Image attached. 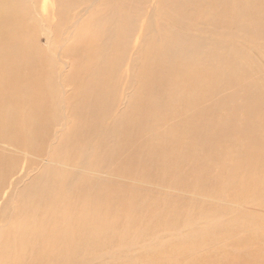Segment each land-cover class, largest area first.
<instances>
[{
	"label": "rangeland",
	"instance_id": "rangeland-1",
	"mask_svg": "<svg viewBox=\"0 0 264 264\" xmlns=\"http://www.w3.org/2000/svg\"><path fill=\"white\" fill-rule=\"evenodd\" d=\"M6 1L20 4L23 27L28 31L25 37L33 41L36 55L44 61L47 76L53 80L49 105L55 124L42 152L24 155L23 162L30 163L28 177L42 171L46 164L52 167L51 170L41 172L40 178L30 183L25 176L0 195V210L7 211L6 218H0V244L5 243L6 251L13 249V240L27 222V216L14 217L15 208L28 203L29 193L48 190L44 186L49 177L63 182L59 184L56 181L66 191L82 188V185L88 192L117 187L129 195L135 194L142 207L147 202L149 204L147 208H138L137 212L132 203L118 207L116 204L120 197L114 199L115 206L103 205L108 213L100 223L99 233L90 234L97 226L96 218L86 226L94 247L73 252L75 264H175V259L183 260L181 252L170 258L159 256L151 263L147 262L146 253H152L153 249L161 247L175 235L181 236L199 228L222 230V234L211 239L204 248L209 251L214 247L211 253L216 258L211 264H219L218 260L227 255L223 264H249V258L240 261L236 256L250 254V251L264 255V242L261 241L264 239V201L260 199L258 202L260 195H264V0H242L243 3L230 0L228 5L233 13H219L216 7L206 9L207 0H198L200 8L189 0ZM93 1L95 5L88 7ZM116 2L122 6L111 7V3ZM260 6L262 8H258ZM247 10L250 11L249 17ZM113 11L120 17L110 24L101 42H106V48L108 40L114 43L111 53L106 57L104 54L106 64L120 61L116 69H111L104 76L110 81L100 93L108 91L109 94L104 95L105 100L100 104L90 106L92 111L87 113L88 122L95 123L94 129L88 128L89 134L85 135L87 144L82 149L70 151L66 149L68 136L65 132L60 134L66 137L65 140L56 138L55 132L59 130L63 113L68 115L69 125L83 120V100L87 96L84 82L95 77L90 75V67H86L85 51L77 54L75 49L87 34L91 32L93 36L95 30L105 28L109 24L107 17ZM76 21L78 23L71 27ZM127 33V40L123 42ZM222 33H225L224 38ZM184 37L187 42L183 45H171L173 40ZM179 55H185L186 60L177 64L167 61L169 56L176 58ZM62 62H67L71 69L63 70ZM149 65L154 74L164 78L161 90L153 86L155 89L152 91L146 81L143 82L146 80L144 70ZM68 70L71 74L66 78ZM81 78L82 81L79 80ZM167 96H173L172 103L166 99ZM137 110L139 112L135 113ZM131 114L134 118L128 121L125 134L114 133V130V135L108 134L110 128L111 131L115 126L126 123ZM184 128L189 135L192 134L189 137L192 138V150L190 159H185L181 165L168 172L163 165L145 172L140 170L139 163L129 160L123 165L126 170L116 171L123 162L121 157L125 161L135 146H144L149 141L155 146L168 140L169 163L174 161L177 157L175 152H181L182 143L175 135ZM200 131H207L210 136L207 144L198 140ZM217 133L218 139L212 144V136ZM253 134H257L259 139ZM56 143L61 147L49 155L50 162L43 163L41 159L47 157L51 146ZM116 145H123V148L119 155L112 157L111 152ZM159 151L160 148L156 150ZM11 152L22 159V153ZM70 156L72 159L76 157L77 162L63 160ZM237 172L258 185L257 195L250 194L251 185L245 183L241 175L240 179L233 181ZM85 179L89 180L81 182ZM150 201L157 203L151 204ZM71 203L70 196L63 195L48 209L55 216L67 220L73 213ZM157 213H163L164 220L155 221ZM258 219L263 222L260 229ZM64 220L58 227L56 238L67 231L68 225ZM160 223L163 227L159 226ZM232 225L239 226L231 229ZM120 226H123L124 236L117 233ZM128 226L134 231H129ZM128 233L132 234L128 236ZM242 238L260 239H252L246 244ZM5 256L1 258L7 261L9 257ZM257 263L264 264V260ZM13 264L23 263L17 261Z\"/></svg>",
	"mask_w": 264,
	"mask_h": 264
},
{
	"label": "bare ground",
	"instance_id": "bare-ground-1",
	"mask_svg": "<svg viewBox=\"0 0 264 264\" xmlns=\"http://www.w3.org/2000/svg\"><path fill=\"white\" fill-rule=\"evenodd\" d=\"M110 1L112 2V0ZM95 3H96L95 1L91 2L88 7L94 6ZM189 3L196 4V6L199 8L201 6L200 3H198V0H189ZM206 3H207L205 4L206 9H213V8L215 9L216 7L219 13L220 12L227 13V11L233 13L232 8L228 5V4H231L230 0H207ZM241 3H243V1ZM260 3L262 2L260 1ZM115 5H116L115 9L120 8L122 6V4L119 5V2H116L114 4L111 3V7H114ZM246 6L247 5H245V8ZM20 7H21L20 4H18L16 1H11V3H9L6 0H2L0 4V195L4 192L6 193L10 185L12 186V185L17 184L18 182H21L25 176H27V179H29V183H30L40 178L41 172L45 171L46 169L50 171L52 168L49 164H46L44 166L42 165L44 167L42 171L35 173V174L32 173V175L28 177V173H30L29 172L30 163L29 162L25 164L23 163L25 161L24 155H28L32 152H37V153L39 151L42 152L45 144L47 143L51 129L55 124L53 123V119L51 117L52 116L51 108L49 105V97H50V94L52 93L53 87L51 85L53 84V80L47 76L48 73L46 72V65L44 64V61L41 60L40 57H38V55H36L37 52L34 49L35 47H34L33 41L32 40L30 41V39H27L25 37L27 36L28 31L25 27H23L24 18H23L22 9H19ZM250 7L248 8L250 9ZM258 8H262V7L260 6ZM250 11H253V9H250ZM250 11L247 10V14ZM256 13H258V11ZM262 13L264 14V8L262 10ZM227 15L229 17V14ZM249 16L251 15L248 14V17ZM119 17H120V14L118 16L117 13L115 14V12L113 11L107 17L109 24L103 29L101 28L100 30H97V31L95 30L94 31L95 33H93V36L91 35V32L87 34L85 38L81 42L78 43L75 49V52H77V54L82 51H85L86 53L85 59L88 61V64H86L87 65L86 67L87 68L90 67V75L94 74L95 77L92 76L91 79L87 78V80L84 82V85L86 83L85 90L86 89L87 90L85 93H87V96L85 94L86 97H84V100H83V106H84L83 112H82L83 114L81 113L83 115V120L78 119L79 120L78 122L74 124L70 123L69 125L68 115L66 113H63L62 121L59 126V130L58 132H55L56 138H60L62 140H65L66 137H62L60 134H63L65 132V135L68 136V139L66 141L67 150L72 151L75 148L79 150L85 147V145L87 144L84 142L85 135H87L90 128L92 131L95 127V123H90L88 122V119H87L88 118L87 113L88 112L90 113V111H92L89 108L90 106L100 104V102L105 100L104 95H106V93L109 94L108 91H105L106 93H100L101 90L107 86V84L109 83L108 81H110L109 77L105 78L104 76H106V73L110 71L111 69H116L117 63L120 60L118 59L119 61L117 60L115 62L113 59H111L112 61H114L112 65L106 64L108 62H106V60L104 61V54H106L105 55L106 57L109 53H111L110 51L114 43L108 40V43H107L108 48H106L104 47L106 45L105 44L106 42H101V41L105 39L108 28L110 27V24H112V22L115 21L116 19L118 20ZM77 23L78 21H76L74 24H71L70 26L74 27ZM225 23H227V26H229L228 22H225ZM174 24L172 26H174ZM222 25L224 26V24ZM261 31L262 30H260V32ZM223 34L225 33H222V35ZM127 37H128V33L123 38V42H126ZM223 38H224V35H223ZM138 39L139 37L137 38L136 41H138ZM185 42H187V39L185 37L179 38V39L177 38L173 40L171 45L173 44L174 46H181ZM96 43H97V46H95ZM147 58L148 57H146V59ZM186 58L187 57L185 55H179L176 58L169 56L167 61H169L172 64H177L179 62H183L184 60H186ZM61 65H62L61 68L63 70L71 69L67 67V62H62ZM149 67L151 66L150 65L147 66L144 70L143 76H144V79L146 80H144L143 82L146 81L145 83L148 84V86L152 88L151 89L152 91L155 89L153 86H156V88L158 87L159 90H161L162 87L164 86V80H163L164 78L162 76L154 74L152 71V68H149ZM139 71L141 70L139 69ZM70 74H71V70H68L66 78H68ZM85 75L86 74H84V76ZM61 78L62 77L60 76V79ZM82 78L79 80L82 81ZM2 80L4 81L2 82ZM63 89H64V86H63ZM149 91H150V88H149ZM263 93H264V88H263ZM168 94L172 95L173 93H168ZM171 97L173 96L166 97V99L170 101V102L168 101L169 103H172L173 98ZM63 100L65 101V99ZM257 101H259V99ZM136 108H138L137 104H136ZM138 112L139 110H137V112L135 113H138ZM75 115H78V114L76 113ZM133 118H134V114L133 115L131 114L130 118L127 119L126 123L119 124V127L115 126V128L112 129L111 131H110L111 129L110 128L108 130L109 131L108 134L114 135L116 131H117L116 133H118L119 131L121 134H125L128 124L131 120H133ZM191 126L192 125H190L189 127ZM185 128L181 130L180 133L175 135V137H177L178 140L181 141L182 143L180 144L181 152L179 153L175 152V155L177 157H175L174 161L169 163L171 159L169 160L170 156H168V152H167V149L170 146L169 145L170 143L168 140L164 141L162 145H155V146H153L151 141H149L146 144H144V146H140V145L135 146L130 152V154L127 155V158L125 161L123 157H121L123 160V162H121L122 166L119 165L120 169L117 167L116 171H118L119 173V172H122L123 169L126 170V168L123 165H126L129 160L132 161V163L133 162L139 163V167L142 168V169L140 168L139 169L141 171L144 170L145 172H148V169H153L154 167H158L161 165H163V169H165V171L167 170L166 172H168V170L173 169L174 166H177L178 164L181 165L185 159L186 160L190 159L191 150H192L191 149L192 138H189L192 134L189 135L188 131H185L186 130ZM113 130H114V133H113ZM192 133H193V128H192ZM218 134L219 133L212 136L213 137V141H211L212 144L217 141L218 139L217 136H219ZM175 137L173 135V138ZM208 137L210 136H208L207 131L198 132L197 138L199 141L202 142V144H207L209 142ZM256 137L258 138L259 136H256ZM105 140L107 139L105 138ZM254 140H257V139H254ZM59 146H60L59 143L52 145L50 148V153L47 155L46 158H42L41 161L43 163L50 162L49 155L57 152ZM121 148H123V145H116L111 152V154H113L112 157L116 156ZM159 148H160V151H159L160 153L156 152V150ZM11 150H15L16 153H22L23 160L21 159L19 155L18 156L13 155ZM72 158H73L72 156L65 157L63 158V160L69 163L77 162V160L75 159L76 157L74 159ZM164 165H167V166L164 167ZM262 165H263L262 167H264V164ZM129 169L131 170V168ZM240 175H241L240 172L236 174L233 178V181H236V179H240ZM147 176L150 177V173H148ZM241 177L243 176L241 175ZM243 178L245 179L243 180L245 181V183L251 185L249 188L250 194L257 195L259 191V188H257L258 185L255 184L254 182H251L250 178H247V179L246 177H243ZM88 180L85 179V180H82L81 182L85 183ZM56 181L55 179H51L47 177L45 180L46 185L44 187L48 190L44 192L29 193L27 195L28 203H26L25 206H18L15 208L13 215L16 219L23 215L27 216L26 226L20 230L18 236H16L17 238L13 240L15 242L14 243L12 242L11 244V246L13 247L12 250L6 251L4 248L6 246L5 243L0 244L1 245L0 246V264H13L14 262H17V261H22L23 264H75V260L73 258L75 256L73 252H75L76 250L85 251L87 249H92L94 247L93 242H91L88 237L89 232H86L87 231L86 226L93 219L96 218L97 226L93 227L90 234L92 232L99 233L100 223L108 213V209L105 208V206H110V205L115 206L113 205L115 203L114 199L118 200L117 197L121 198L116 204L118 207H122V206L127 205L128 203H132L134 206H136V212L138 208L144 209V207L147 208L149 205L147 204L148 203L147 202L145 206L142 207L141 205L138 204L137 196L135 194L134 196L129 195L125 193V191L119 190V188L117 187H112V188L104 187V189H102L101 191L88 192L86 186L82 185L81 186L82 188H77V189H72L70 191H66L65 187L62 185L59 186L56 183ZM58 182L59 184L63 183L60 181ZM63 195H69L70 198L72 199L71 208L73 207L72 208L73 213L67 220H64L63 218L61 219L60 217L55 216L52 213V211L48 209L49 206L53 205ZM260 199L264 201V195L263 196L260 195L259 200H258L259 203H260ZM150 203L156 204L157 202L150 201ZM76 205H80V206H76ZM6 213L7 211L0 210V218L5 219ZM162 214L163 213L155 214V221L164 220L163 219L164 214L163 215ZM138 216H142V215H138ZM11 219L13 220V217ZM63 220L66 221V224L68 225L67 231L62 232V234H59L60 235L59 238H56V234L58 233V227L61 225V221ZM259 221L260 220L258 219V222ZM260 222L261 223L259 224V229L263 225V222L262 221ZM159 226L163 227V223H160ZM238 226L239 225H232L231 229L232 228L236 229V227ZM122 228L123 226L118 227L117 233L118 232L122 233L124 236L125 234ZM127 229L129 231H134L131 226H128ZM130 234L132 233H128L127 235L130 236ZM220 234H222L221 229L212 228L210 230V228H207V229L199 228L195 231H190V232L188 231L187 233L181 236L175 235L173 239H169L167 242H164V244L161 247L153 249L152 253L150 254L146 253V260L147 262L151 263L154 260H156L159 256L170 258L172 255L176 253L178 254L181 252L183 256V257L181 256V258L183 260H179V258H177L175 259L176 261L175 264H181V263L211 264L212 262L215 261L214 259L216 258L215 255L211 253L212 251H214V247H212V249L209 251L204 250V248L207 247V244H210L211 239H213L215 236H218ZM242 239H243V242L247 244V241L252 242V239H257L258 241L260 238H250V240H247V238H242ZM261 241L264 242V239H261ZM233 244L235 245L236 243H233ZM239 251L240 250H238V252ZM5 254L8 255L9 257L7 261L5 259H2L3 257H6ZM219 255H224V254H219ZM236 257H238L240 261L243 260L244 258H249L250 260L249 264H258L257 263L258 261L264 260V255H260V254L257 255L251 251H250V254L249 253L238 254ZM227 258H228V255L223 256L221 259L218 260V263L223 264L227 260ZM168 261H170V259H168ZM171 262H173V260Z\"/></svg>",
	"mask_w": 264,
	"mask_h": 264
}]
</instances>
